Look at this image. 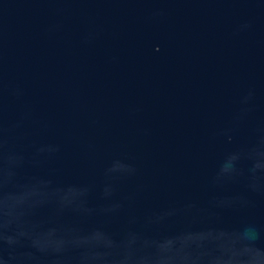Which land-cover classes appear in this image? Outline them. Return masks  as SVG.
Returning <instances> with one entry per match:
<instances>
[{
    "label": "water",
    "instance_id": "water-1",
    "mask_svg": "<svg viewBox=\"0 0 264 264\" xmlns=\"http://www.w3.org/2000/svg\"><path fill=\"white\" fill-rule=\"evenodd\" d=\"M0 264H264V0H0Z\"/></svg>",
    "mask_w": 264,
    "mask_h": 264
}]
</instances>
